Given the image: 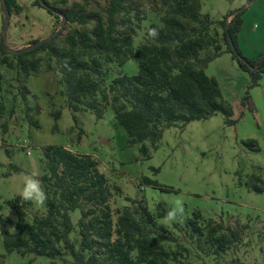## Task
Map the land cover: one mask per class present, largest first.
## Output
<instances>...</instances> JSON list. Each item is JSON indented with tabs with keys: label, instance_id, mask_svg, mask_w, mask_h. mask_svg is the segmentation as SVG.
<instances>
[{
	"label": "trees",
	"instance_id": "trees-1",
	"mask_svg": "<svg viewBox=\"0 0 264 264\" xmlns=\"http://www.w3.org/2000/svg\"><path fill=\"white\" fill-rule=\"evenodd\" d=\"M19 1L0 3L10 16L22 12ZM32 1L62 29L18 51L6 47L1 37L0 127L4 135L19 107L29 125L39 126L31 114L35 112L31 99L36 95L29 83L35 75L53 74L63 108L71 111L74 121L68 136L79 128L77 113L89 112L100 120L112 109L116 123L129 136V146H139L142 159L149 160L166 129L219 114L226 125L238 124L234 105L225 98L219 81L207 73L213 61L230 54L249 74L244 107L250 103V90L260 86L264 76V58L249 59L238 45L244 11L214 22L201 12L199 0H83L72 6L68 0H43L45 7L39 0ZM153 28L159 33L154 39L147 35ZM132 58L139 59L138 73L115 75ZM51 107L56 131L62 109L53 111L54 103ZM78 133L81 144L84 132ZM245 143L258 150L256 140ZM42 156V183L48 194L45 208L37 210L32 202L15 198L6 205L17 220L13 214L0 215L8 254L45 257L52 264H185L189 250L182 236L196 250L212 255L244 242L250 230L240 220L227 226L207 219L200 210L182 225L164 228L158 224L167 213L161 204L156 213L145 198H127L128 205L118 207L122 190L101 171L93 155L50 145L42 148ZM240 181L250 191L264 192V180L257 173ZM143 183L166 191L149 178ZM75 211L80 212L77 224L71 215Z\"/></svg>",
	"mask_w": 264,
	"mask_h": 264
},
{
	"label": "rangeland",
	"instance_id": "rangeland-1",
	"mask_svg": "<svg viewBox=\"0 0 264 264\" xmlns=\"http://www.w3.org/2000/svg\"><path fill=\"white\" fill-rule=\"evenodd\" d=\"M56 1L59 0H49L51 3ZM92 1L103 3V0ZM78 2L84 3L83 0H68V5ZM199 3L201 12L208 14L214 22L244 11L239 48L249 59L264 58V0H199ZM19 4L22 12L9 16L0 3V39L4 37L9 49H24L35 40H46L61 31V24L46 9L34 6L32 0H20ZM138 66L139 59L132 58L123 69L115 70V75L134 76L138 73ZM207 73L219 81L225 98L234 105L238 124L226 125L224 116L219 114L208 120L191 122L185 127L179 124L166 129L149 160L142 159L139 146H129V136L116 123L112 109H108L100 120L84 112L80 115L77 132L68 136L67 126H74V121L71 111L63 108L56 76H33L29 88L36 98L31 99V106L35 109L31 114L39 126L29 125L23 108L19 107L10 120L9 133L4 135L0 127V215L13 214V220H17V214L7 207L6 202L20 198L18 191L24 175L35 172L42 182L45 175L41 162L42 148L47 145L42 143L53 130L54 119L50 113L54 103L53 111L62 109L58 125L66 130L64 135L56 134L57 143H70L69 148L99 160L101 171L122 190L117 200L118 207L128 205L127 198H145L153 213L158 211L159 204L168 212L173 200L180 197L185 207L182 221L165 225L163 217L158 219L160 226L173 229L175 225H182L195 210H200L205 218L223 221L227 226L234 220L250 225L244 242L227 252L212 255L196 250L182 236L181 241L189 250L185 264H264V192L250 191L240 181L244 182L254 173L264 180V81L250 90V103L244 107L242 100L248 92L251 78L239 69L231 55L226 54L213 61ZM80 130L84 133L82 143L78 144ZM251 139L258 142V150L245 143ZM25 141L29 142L28 148L23 147ZM145 177L156 181L166 191L144 185ZM71 215L77 224L80 212L75 211ZM177 233L181 235L179 231ZM0 264L52 262L45 257L8 254L0 226Z\"/></svg>",
	"mask_w": 264,
	"mask_h": 264
},
{
	"label": "clouds",
	"instance_id": "clouds-1",
	"mask_svg": "<svg viewBox=\"0 0 264 264\" xmlns=\"http://www.w3.org/2000/svg\"><path fill=\"white\" fill-rule=\"evenodd\" d=\"M147 35L154 39L158 37L159 33L153 28L149 29ZM18 195L22 200L32 202L37 209H44L48 199V194L35 172L24 175ZM184 215V201L182 198L176 197L172 202V207L163 218L162 223L167 225L172 222L182 221Z\"/></svg>",
	"mask_w": 264,
	"mask_h": 264
},
{
	"label": "crops",
	"instance_id": "crops-1",
	"mask_svg": "<svg viewBox=\"0 0 264 264\" xmlns=\"http://www.w3.org/2000/svg\"><path fill=\"white\" fill-rule=\"evenodd\" d=\"M226 55V54H225ZM227 55H230V54H227ZM258 58V57H257ZM239 67V66H238ZM240 69V68H239ZM264 81V79L262 80V82ZM52 109V107H51ZM52 113V112H51ZM50 113V114H51ZM84 112H80V113H77V118H78V121H79V118H80V115L83 114ZM52 116V115H51ZM62 118V117H61ZM61 120V119H60ZM60 120L58 121V123L60 122ZM54 122V121H53ZM54 125V123H53ZM53 125H52V129H53ZM72 126L71 125H68L67 126V130L70 129ZM56 134H61V135H64L66 134V130L64 128H60V126L58 125V130L54 131L52 130L51 132V135L48 134V138L46 140L45 143H42V144H47V145H44L43 147L45 146H50V145H60L57 143L58 139L56 138ZM63 146L65 147H69L70 145L69 144H63Z\"/></svg>",
	"mask_w": 264,
	"mask_h": 264
},
{
	"label": "water",
	"instance_id": "water-1",
	"mask_svg": "<svg viewBox=\"0 0 264 264\" xmlns=\"http://www.w3.org/2000/svg\"><path fill=\"white\" fill-rule=\"evenodd\" d=\"M39 1L41 2L42 6H44V7L46 6V3H45L43 0H39ZM3 2H4V0H3ZM38 45H40V43L37 44V46H38Z\"/></svg>",
	"mask_w": 264,
	"mask_h": 264
},
{
	"label": "built area",
	"instance_id": "built-area-1",
	"mask_svg": "<svg viewBox=\"0 0 264 264\" xmlns=\"http://www.w3.org/2000/svg\"><path fill=\"white\" fill-rule=\"evenodd\" d=\"M23 147H24V148H28V147H29V142L25 141Z\"/></svg>",
	"mask_w": 264,
	"mask_h": 264
}]
</instances>
